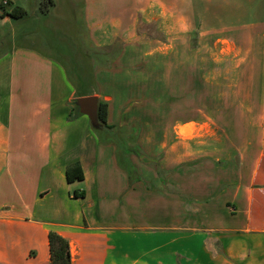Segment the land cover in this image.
I'll list each match as a JSON object with an SVG mask.
<instances>
[{"label": "crops", "instance_id": "1", "mask_svg": "<svg viewBox=\"0 0 264 264\" xmlns=\"http://www.w3.org/2000/svg\"><path fill=\"white\" fill-rule=\"evenodd\" d=\"M16 5L0 20L21 19L5 13ZM84 16L110 59L90 87L33 46L0 56V264H51L50 231L72 264H264V0H84ZM89 95L119 132L140 124L144 164L116 165L117 145L71 104ZM153 103L196 117L152 146L147 108L127 107ZM77 163L84 179L69 182Z\"/></svg>", "mask_w": 264, "mask_h": 264}, {"label": "rangeland", "instance_id": "2", "mask_svg": "<svg viewBox=\"0 0 264 264\" xmlns=\"http://www.w3.org/2000/svg\"><path fill=\"white\" fill-rule=\"evenodd\" d=\"M49 2L50 0H21L28 12L26 16L13 22L0 20V56L14 46H33L59 60L64 65L71 80L75 84L82 86L80 89L90 87V84H94L95 69L99 64L109 63L110 59L100 58V55L106 52L95 50L91 47L85 25L84 0H54V4ZM47 4L49 9L45 10L44 6L46 8ZM1 12H3L2 8H0ZM156 69L153 74L148 73L153 81L151 83L153 89L150 91L152 98L162 97L163 90L162 68ZM82 82L85 83L83 84ZM193 108L194 106L180 107L174 111L172 110L168 116L164 117L163 105L159 106L156 103L147 107L136 104H131L127 107L128 112L139 110L140 115L142 110H146V117L150 120L145 123L147 126L145 127L146 131L143 139L146 142L148 140L151 141L152 146L162 140L163 131L172 124L174 119L196 117ZM122 125L120 135L124 140L122 142L108 140L117 145L119 156L117 152L116 165H131L130 157H132V154H135L138 161L140 160L141 164H144L148 158L142 154L139 146L136 145L140 124L128 121ZM149 125L151 128L148 127ZM129 135H134L135 137H129ZM127 146L133 148L134 151H130L127 154ZM125 153L127 158L124 156ZM161 157L162 155H159L156 157V161H153L158 162ZM137 164L140 165L139 162ZM137 164L135 162L132 163V165Z\"/></svg>", "mask_w": 264, "mask_h": 264}, {"label": "trees", "instance_id": "3", "mask_svg": "<svg viewBox=\"0 0 264 264\" xmlns=\"http://www.w3.org/2000/svg\"><path fill=\"white\" fill-rule=\"evenodd\" d=\"M6 14L14 17V18H22L27 15V10L20 5L14 6L9 12ZM85 83V82H83ZM100 115L102 120L112 129L116 128L115 126H111L107 123V116H108V104L106 102L101 101L100 104ZM100 137V136H99ZM132 137H135L134 135ZM101 138V137H100ZM103 139V138H101ZM103 140H113L114 142H122L115 141L112 138H106ZM133 148L127 146V154L132 152ZM126 153L124 154L125 158ZM123 156V154H122ZM84 179V172L80 166V164H73L68 167L67 169V180L69 182H73L75 180H83ZM49 242H50V249H51V264H72V257H71V250H70V243L69 241L57 233L56 231L49 232Z\"/></svg>", "mask_w": 264, "mask_h": 264}, {"label": "water", "instance_id": "4", "mask_svg": "<svg viewBox=\"0 0 264 264\" xmlns=\"http://www.w3.org/2000/svg\"><path fill=\"white\" fill-rule=\"evenodd\" d=\"M71 104L76 108L81 116H86L94 132L103 139L112 138L115 141L121 140L119 129L110 128L101 118L100 104L101 100L98 95H89L75 97L72 99Z\"/></svg>", "mask_w": 264, "mask_h": 264}, {"label": "built area", "instance_id": "5", "mask_svg": "<svg viewBox=\"0 0 264 264\" xmlns=\"http://www.w3.org/2000/svg\"><path fill=\"white\" fill-rule=\"evenodd\" d=\"M7 5H9V0H1V1H0V6H1V7H5V6H7Z\"/></svg>", "mask_w": 264, "mask_h": 264}]
</instances>
